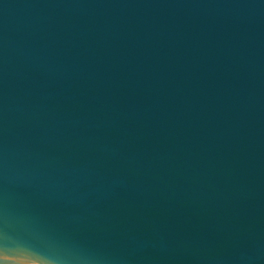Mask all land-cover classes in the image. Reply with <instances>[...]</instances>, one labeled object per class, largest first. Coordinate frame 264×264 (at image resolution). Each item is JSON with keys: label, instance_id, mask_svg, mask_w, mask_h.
<instances>
[{"label": "water", "instance_id": "water-1", "mask_svg": "<svg viewBox=\"0 0 264 264\" xmlns=\"http://www.w3.org/2000/svg\"><path fill=\"white\" fill-rule=\"evenodd\" d=\"M0 264H264V0H0Z\"/></svg>", "mask_w": 264, "mask_h": 264}]
</instances>
